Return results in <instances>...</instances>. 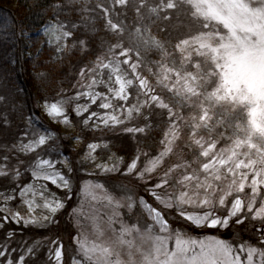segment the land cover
Masks as SVG:
<instances>
[{
    "label": "snow or ice",
    "instance_id": "obj_1",
    "mask_svg": "<svg viewBox=\"0 0 264 264\" xmlns=\"http://www.w3.org/2000/svg\"><path fill=\"white\" fill-rule=\"evenodd\" d=\"M26 7L39 46L24 21L0 15V44L19 49L0 72V264H69L53 229L76 192L95 190L111 212L87 231L83 203L67 212L70 264H264V0ZM77 54L59 99L15 86L30 64L49 87ZM40 113L77 130L55 133ZM11 225L34 235L17 242ZM206 229L251 235H192Z\"/></svg>",
    "mask_w": 264,
    "mask_h": 264
},
{
    "label": "trees",
    "instance_id": "obj_2",
    "mask_svg": "<svg viewBox=\"0 0 264 264\" xmlns=\"http://www.w3.org/2000/svg\"><path fill=\"white\" fill-rule=\"evenodd\" d=\"M4 12L10 13L12 17L15 18L18 23L20 21H24L28 31L30 32L33 38V41L37 44V46H39V43L45 39V37L40 35L39 33V28L41 26L40 22L35 21L32 18L31 13H29L27 10L26 0H0V15H3ZM36 37H39V39L37 40ZM12 51H15L17 54L18 48L15 50H11L7 47V45L0 44V72L4 70V57L7 55H10ZM32 51L35 52V49H33ZM158 58H159L158 56H150V59H158ZM87 62H88L87 60L84 61V63H87ZM65 64L67 65V67L65 68L64 73H62L60 77L57 79V81L55 83H52L49 87H44L43 85H40L38 81L33 80L32 78L33 74L30 72V67H31L30 64H26L24 66V70H18V74H12V79L17 88L24 89V93H23L24 99H27L26 90L24 88V84L26 83L27 85H29L32 91L36 93V96L38 95L37 89L40 88L42 94L48 96L50 100H56V99H59V97L56 94V90L61 87L60 81L61 80L63 81V89L66 92L72 91L71 85L75 84V80L72 79V77L75 75V73L79 71V67L83 66V64L80 62L79 54H77V57L74 58L72 62H69L66 60ZM73 65H75V69L73 68ZM40 120L46 125V128H49V129L56 128V126L53 123L48 121L46 116L42 115ZM83 147H86V144L83 145ZM74 150L75 151L68 157L71 161H73V163H77L80 160V157L76 156L75 152L81 151V145L77 146ZM53 151L54 153L60 152L61 148L57 145L54 147ZM77 175H85V172L81 170L77 173ZM73 184L74 186L76 185L75 180L73 181ZM50 187L52 186L50 185ZM53 189L54 191L57 192L58 195H63L62 193L59 192V190L55 188ZM108 191L111 192V189H109ZM78 194L79 192H76L73 195L71 202H69L67 205V211L65 212L63 216L59 217V228L53 229V232L59 231L60 235L63 236L64 243L66 247L68 248L67 255L69 258V264H70V257L72 255L71 246L69 245V232H72L74 234V230L71 227V222L69 220L67 212L71 211L72 207L78 204V200H79V198L77 197ZM11 227L15 229L18 233L17 242L22 243L23 241L30 239L34 235V232L23 230L21 226L11 225ZM234 232H235V229H233L232 233L226 232V231L223 233H217L215 232V230L206 229L203 231L196 230L195 234L198 235L201 233H207L208 235H222V237L225 239H235L237 241H239L241 238L244 240H247L249 236L251 235V233L249 232H243L240 235L234 236L233 235ZM51 234L52 233H49V235Z\"/></svg>",
    "mask_w": 264,
    "mask_h": 264
},
{
    "label": "rangeland",
    "instance_id": "obj_3",
    "mask_svg": "<svg viewBox=\"0 0 264 264\" xmlns=\"http://www.w3.org/2000/svg\"><path fill=\"white\" fill-rule=\"evenodd\" d=\"M17 55H19V49L17 52ZM27 91L26 96H31V97H35L36 94L34 91H31L29 87L25 88ZM49 119V118H47ZM50 120V119H49ZM56 123V122H55ZM57 124V123H56ZM60 125V124H57ZM60 130H53L55 133H59L61 135H65L66 132H75V130L70 127L68 129L65 128V126L60 125V128H58ZM77 146V144H73L72 148H75ZM60 167H63L62 165ZM54 191V189H52ZM93 197H95V199H93ZM79 200H78V204L83 203L84 206V213L89 217V219H85L83 221L84 223V227L85 230H90L92 227V220L91 217L96 215L97 213H99L100 216L104 217V220H106V214H110L111 212V208L107 205V202L104 199V193L99 191V190H95L90 192L87 196H85L83 199H81L80 193L78 196ZM101 223H103L104 221H100ZM208 234H204V236H207Z\"/></svg>",
    "mask_w": 264,
    "mask_h": 264
}]
</instances>
